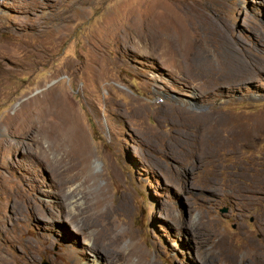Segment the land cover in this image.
<instances>
[{"label":"rangeland","instance_id":"374dc122","mask_svg":"<svg viewBox=\"0 0 264 264\" xmlns=\"http://www.w3.org/2000/svg\"><path fill=\"white\" fill-rule=\"evenodd\" d=\"M0 264H264V0H0Z\"/></svg>","mask_w":264,"mask_h":264},{"label":"water","instance_id":"95a60500","mask_svg":"<svg viewBox=\"0 0 264 264\" xmlns=\"http://www.w3.org/2000/svg\"><path fill=\"white\" fill-rule=\"evenodd\" d=\"M228 212V208H223L220 210V213L225 214Z\"/></svg>","mask_w":264,"mask_h":264}]
</instances>
